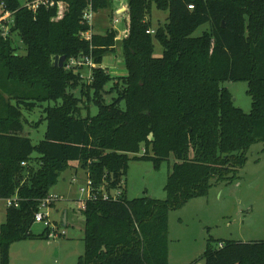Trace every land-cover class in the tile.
<instances>
[{
    "label": "trees",
    "instance_id": "trees-1",
    "mask_svg": "<svg viewBox=\"0 0 264 264\" xmlns=\"http://www.w3.org/2000/svg\"><path fill=\"white\" fill-rule=\"evenodd\" d=\"M3 1L16 13L8 36L0 33V200L17 198L19 206L7 207L0 225V264H10L14 242L50 239L49 228L33 233L35 215L74 162L96 195L82 210L86 252L79 264H168L169 212L208 196L214 186L235 183L250 148L264 143V0H126L129 33L119 44L127 75L116 82L101 65L115 52L117 32L80 38L89 30L82 23L87 0H60L61 12L37 13L23 7L25 0ZM114 1L94 0L93 9H112ZM154 6L168 12L157 29L149 20ZM14 34L25 54L13 45ZM63 56L64 67L55 66ZM85 56L97 65L88 84L84 68H66ZM227 82L248 84L250 113L235 106ZM52 102L44 110V139L35 144L23 110ZM171 156L167 198L129 200L131 160L159 169ZM118 190V200L102 199ZM221 243L215 248L209 240L206 264H264V241Z\"/></svg>",
    "mask_w": 264,
    "mask_h": 264
},
{
    "label": "rangeland",
    "instance_id": "rangeland-1",
    "mask_svg": "<svg viewBox=\"0 0 264 264\" xmlns=\"http://www.w3.org/2000/svg\"><path fill=\"white\" fill-rule=\"evenodd\" d=\"M120 6L121 2L117 1L114 3L115 8L96 14V33H105L114 26L119 30L117 32L123 31L127 25L126 17L122 23H113L115 13H121L118 8ZM167 18L168 12L160 11L154 6L149 16L152 29L164 26ZM208 29L209 25H204L194 36L199 37ZM12 40L18 53L25 54L26 46L18 34L12 35ZM117 52L106 54L101 65L113 74L111 76L114 82L121 78L118 75L126 74L127 71L122 50ZM162 55V46L155 42V56ZM81 73L84 83L88 84L91 81L90 69L85 67L81 69ZM114 82L107 86V90L112 88ZM225 86L231 92L235 106L245 113H250L252 98L247 92L248 84L227 82ZM111 99L112 95H107L108 102ZM50 105L54 106V102L39 104L33 111L23 110L29 122V125H26V134L35 144L44 139L47 123H42V120L46 116L45 108ZM91 113L96 115L98 109L93 107ZM39 122L41 123L37 126ZM142 154L143 152L139 156ZM247 158V163L235 183L214 186L208 196L191 199L181 209L169 212L168 264H206L203 256L209 240L215 248L227 240L244 243L264 241V143L254 144ZM174 163L175 158L171 156L169 161H165L156 169L152 161L131 160L126 177L127 198L132 200L151 197L165 200V186ZM79 165L74 162L61 173L49 194L50 197L59 199L45 209L52 225L57 226L66 235L49 240L14 242L9 248L10 264H79L80 257L86 252V220L81 208V201L86 200V194L81 193V189H87L89 182L87 173ZM6 209V200H0V225L6 220ZM44 229L45 224L35 223L32 231L35 235H40Z\"/></svg>",
    "mask_w": 264,
    "mask_h": 264
},
{
    "label": "built area",
    "instance_id": "built-area-1",
    "mask_svg": "<svg viewBox=\"0 0 264 264\" xmlns=\"http://www.w3.org/2000/svg\"><path fill=\"white\" fill-rule=\"evenodd\" d=\"M93 1L94 0H87L88 6L83 12V19H82L83 20L82 23H84V24L86 23L89 25V30L86 32L80 33L81 39H85V40H89V41L92 40L93 35L96 33L94 31L95 25H96L95 24V16H96V14H98L93 9ZM117 1L121 2V6L118 7L121 13H119V14H118V12L115 13L113 23L115 25H117L118 23H122L124 21V17H126L125 19L127 21V25H125L123 31L120 33L117 32L119 30H117V28L115 26H114V28H111L112 30L117 32V35L115 38L117 45L113 47L116 53H118L117 51L119 49H121V47L118 48V46H120L119 42H122L124 40V38L129 33L128 2L126 0H115L114 3ZM114 3H113L112 8H115ZM124 3H126V5H124ZM23 7L29 8L34 13H37L39 11V9H41V8H46V9L57 8L58 12H61L62 11V2L60 0H25L23 2ZM189 8L191 10H193L194 5H190ZM125 12L127 14H125ZM15 13H16L15 11H12L8 8L5 1L0 0V33L5 38L8 36L12 26L15 23ZM148 33L154 34V31L151 30V31H148ZM122 54H123V52H122ZM85 67L90 69L89 80H91L92 79L91 70H92V68L97 67L92 56H85V57H81V58L71 59L67 62V66H66V68L68 70L74 69V68H85ZM93 192H94V189L92 187V182L89 180V182L87 184V189H85V188L81 189V193L86 194V200L81 201L82 210L85 209L86 204L89 200H95L96 199V195ZM121 196H122V190H118V191L112 192L111 194L103 193L102 199L103 200H109V199L118 200ZM58 199H59L58 197H50L49 196L48 198L43 200L40 204L39 212L35 215V223L45 224V228H49V230H50L49 238L50 239L66 235V233L64 231H60L57 228V226L52 225V223L49 221V214H48V212L45 211V209H47L49 206H51ZM6 203H7V207H12V206L18 207L19 206L17 198L7 199ZM220 247H222V244L220 245Z\"/></svg>",
    "mask_w": 264,
    "mask_h": 264
},
{
    "label": "water",
    "instance_id": "water-1",
    "mask_svg": "<svg viewBox=\"0 0 264 264\" xmlns=\"http://www.w3.org/2000/svg\"><path fill=\"white\" fill-rule=\"evenodd\" d=\"M65 61H66V57L63 56V57H56L55 59V66H59L60 68H63L64 67V64H65Z\"/></svg>",
    "mask_w": 264,
    "mask_h": 264
},
{
    "label": "crops",
    "instance_id": "crops-1",
    "mask_svg": "<svg viewBox=\"0 0 264 264\" xmlns=\"http://www.w3.org/2000/svg\"><path fill=\"white\" fill-rule=\"evenodd\" d=\"M127 3V2H126ZM126 74H122V75H118V76H121V77H123V76H126L127 75V71L125 72ZM111 75H113L112 73H111ZM5 223V222H4ZM3 224V223H2Z\"/></svg>",
    "mask_w": 264,
    "mask_h": 264
}]
</instances>
